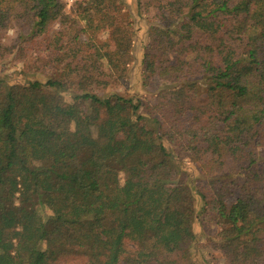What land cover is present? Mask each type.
Instances as JSON below:
<instances>
[{
	"label": "trees",
	"instance_id": "16d2710c",
	"mask_svg": "<svg viewBox=\"0 0 264 264\" xmlns=\"http://www.w3.org/2000/svg\"><path fill=\"white\" fill-rule=\"evenodd\" d=\"M117 1L81 6L109 30L114 48L101 51L93 35L79 37L60 0H0L31 19L34 44L58 18L75 27L66 41L56 33L51 60H69L76 78H0V264L70 254L85 264H188L198 200L214 212L227 264H264V174L249 157L264 150V0H148L158 23L145 74L165 82L152 101L88 86L103 74L100 60L119 72L129 57L130 33L108 11ZM42 89L43 109L64 118L29 127ZM184 159L211 179L183 176ZM227 164L247 174L230 204L233 191L221 192L216 175Z\"/></svg>",
	"mask_w": 264,
	"mask_h": 264
},
{
	"label": "rangeland",
	"instance_id": "374dc122",
	"mask_svg": "<svg viewBox=\"0 0 264 264\" xmlns=\"http://www.w3.org/2000/svg\"><path fill=\"white\" fill-rule=\"evenodd\" d=\"M86 1L74 0L72 5H67L64 0H60L62 13L76 20L75 27L77 29L80 27L84 30L81 33L79 32L81 39H86L87 34H91L101 51L113 49L114 45L110 42L108 28L98 29L100 22L97 20L95 11L90 9L91 14L83 12L81 6H85ZM147 1L120 0L121 3L117 1L118 10H108L116 18L115 21L128 29L131 36L130 52L127 61H125L126 63L124 60L121 62L122 70L119 72L109 70L105 60L99 61V65L100 62L102 64L103 74L89 83L88 86L92 92L98 95L118 93L126 97H141L144 100L152 101L154 95L165 84L164 80L156 77L147 78L145 74L146 65L143 63L142 56L147 45L152 43L154 27L158 23L156 8L151 2L148 3ZM3 5L0 10L6 7L7 10L1 14L4 17L2 21L5 22L4 26L0 25V78L9 85L14 83L24 84L25 81L34 79L44 82L47 78H63L71 86L73 80H76L73 64L69 60L62 63L53 61L51 55L59 53L58 47L54 43L56 33L66 31L63 35V41H66L73 36L75 27L69 28V21L62 24L58 18L51 24L45 42L42 35L38 43L34 44L30 40L31 19L26 16L25 12H19L18 4L13 7L11 3ZM48 92L47 89H42L36 94L33 101L35 114L27 122V126L31 127L46 118L52 123L64 118L61 110L43 109L44 95ZM62 94L66 103L72 100L69 92ZM83 108L82 106V110ZM249 157L257 159V169L264 174V150L252 152ZM182 163L183 176L186 174L193 178L196 177L198 181L206 183L211 179L198 173L196 167L189 163L187 159H184ZM254 166L248 168L247 163L245 164V168H248L249 171L253 170ZM246 169H233L231 164H227L223 171L216 174L217 177L226 180L221 192L228 188L233 191L230 196L226 197L227 204L232 203L234 197L238 195V187L244 186L246 183ZM232 182L236 184V187L231 186ZM201 205L200 200H198L196 206L197 216L193 223L196 240L188 264H227L222 251L217 245L216 234L220 227L216 224L214 212L211 209L206 211L201 209ZM10 223L17 225L13 220ZM130 247H133L132 244H130ZM52 264H85V258L70 254L61 257ZM118 264L128 263L125 260H120Z\"/></svg>",
	"mask_w": 264,
	"mask_h": 264
},
{
	"label": "built area",
	"instance_id": "2783aa9c",
	"mask_svg": "<svg viewBox=\"0 0 264 264\" xmlns=\"http://www.w3.org/2000/svg\"><path fill=\"white\" fill-rule=\"evenodd\" d=\"M67 5H72L74 0H64Z\"/></svg>",
	"mask_w": 264,
	"mask_h": 264
}]
</instances>
